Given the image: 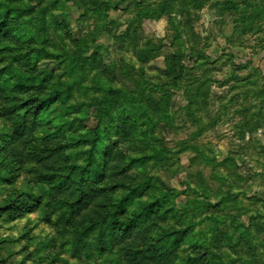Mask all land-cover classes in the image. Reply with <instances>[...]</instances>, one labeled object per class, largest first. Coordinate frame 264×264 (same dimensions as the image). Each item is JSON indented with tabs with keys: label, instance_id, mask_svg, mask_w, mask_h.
<instances>
[{
	"label": "rangeland",
	"instance_id": "obj_1",
	"mask_svg": "<svg viewBox=\"0 0 264 264\" xmlns=\"http://www.w3.org/2000/svg\"><path fill=\"white\" fill-rule=\"evenodd\" d=\"M0 1L44 9L45 25L40 33L28 23L32 42L0 44L60 53L35 71L61 84L83 80L70 102L110 95L134 132L126 136L121 114L100 124L95 108L81 124L69 121L80 115H64L60 102L43 115L38 103L21 115L0 113V264H264V18L235 21L264 0L242 1L236 11L226 0H167L161 16L139 18L135 0ZM5 87L0 109L13 103ZM98 129L95 156H106L100 182L89 187L76 165L90 145L76 138ZM144 154L154 157L124 168L126 156ZM49 174L55 178L41 176ZM142 181L146 189L121 211L115 203ZM80 187L88 191L83 203ZM228 195L244 208L202 205ZM143 203L150 214L122 232L116 222Z\"/></svg>",
	"mask_w": 264,
	"mask_h": 264
},
{
	"label": "trees",
	"instance_id": "obj_2",
	"mask_svg": "<svg viewBox=\"0 0 264 264\" xmlns=\"http://www.w3.org/2000/svg\"><path fill=\"white\" fill-rule=\"evenodd\" d=\"M94 3H97L96 0H92ZM242 1L243 4L251 5L248 0H241L238 2L237 0H226V4H228L231 10L236 11L239 10V6L241 5ZM166 3L167 0H158L154 6L151 5L149 0H135L133 11L134 16L137 18L146 16V17H154V16H161L166 12ZM251 11L247 16L237 17L235 21L244 22V19L249 18L254 20L255 18L262 17L264 18V5L252 3L250 7ZM43 10L40 9L37 12L35 11V7L32 5H12L8 4L5 1H0V39L1 38H8L12 39L15 42H21V44H25L28 42H32L35 39V36L29 32L28 23L33 28L34 32L43 33L45 29L44 25V15ZM244 11H247L244 9ZM33 13V14H32ZM35 13V14H34ZM136 17L131 19V23L136 21ZM248 26V25H247ZM176 28V27H175ZM29 34V35H28ZM10 37V38H9ZM14 44L2 43L0 44V62H3L8 59L3 65L0 66V77L2 76L4 79V83L0 85V88H4L6 86V82L9 83V93L10 101L13 102L12 105L2 106L0 109L1 114H14L15 116L21 115L19 112L20 108L23 106L26 107L28 105H33L38 103V107L36 109V114L43 115L45 110L48 109L47 107L56 106L58 102L64 105V111L66 112L64 115L68 113H76L80 115V117H73L71 120H78L79 124L85 120V118L91 113H89L90 109L95 108L97 113H95L96 117L99 120V123L102 124L104 121V117L109 115L110 117L116 119V116H120V124L124 127L126 136L128 134H134L133 131H130V127L132 126L130 122L129 114L121 113V110L115 115L113 112L114 110V103L112 107V103L110 101V105L108 100L110 99V95L103 94L100 97L93 99L92 102H70V97L74 93V90H79L83 84V80L80 81H73L69 84H61L60 82L55 80L53 73L47 71L46 69H42L40 71H35L36 62L42 58H58L61 54L49 51L46 46H26L24 47L23 52H14L15 49ZM149 50H155L154 48L149 47ZM143 56H146L143 54ZM147 57L141 58L142 61H146ZM179 76H181L178 73ZM14 79V81H12ZM150 84H152L149 81ZM147 82V85L149 84ZM156 86L154 85L149 87V91L157 92ZM6 88V87H5ZM17 94H23L29 96L33 94V97L29 98L28 100L23 101L24 99H17ZM17 95V96H16ZM132 98V97H130ZM18 100V101H17ZM139 99H134L131 103H136ZM63 111V112H64ZM48 115V110L46 112ZM150 118V116H149ZM119 120V119H118ZM134 125V124H133ZM83 127V125H80ZM127 127V129H126ZM102 134V130L98 129L94 135L90 134V131L86 130L80 133V136L76 138V142L79 145H90L88 148L84 149L81 155L85 158L84 163L80 165L78 168L82 170L79 172L78 175H83L80 179L84 182V185L91 187L92 184L95 183L96 180H100L103 174V160L106 156L102 155L100 159L95 156L97 154V141L99 136ZM144 136V134H143ZM143 144H149L150 140L146 137L145 139H140ZM139 140V141H140ZM83 148V147H82ZM154 155L144 154L142 156L131 157L126 156L128 162L126 163L125 167L131 168L134 164L142 165L153 158ZM87 160V161H86ZM87 164L89 165L90 169V176L86 177L87 173ZM43 178L52 180L54 179V174L49 175H41ZM100 182V181H99ZM103 183V179L101 181ZM148 184L144 181L131 186L128 190L126 195L120 197V200L116 202V206L120 207L121 211H124V203L127 204L133 201V196L135 193L140 195L142 193L143 188L146 189ZM100 189H105L103 185H100ZM88 196V191L83 187L77 189V201L84 202L85 198ZM85 204V203H84ZM205 207H213L218 209L217 211L221 210H228V211H239L244 208L236 199L235 196L228 195L219 199L216 203H203ZM152 207L148 203L140 204L137 209H135L131 213V217L127 222H119L116 223L120 227L122 232H125L127 229L128 224L134 225L135 222L138 221L143 214H150ZM136 213L135 215H132ZM130 216V215H129ZM60 218V216H59ZM92 223L91 225H94ZM90 228V227H89ZM112 228V227H111ZM178 231L174 232H166L165 236L160 235V240L170 237V235H175ZM155 235L154 237H156ZM154 240V239H153ZM85 244H83L84 246Z\"/></svg>",
	"mask_w": 264,
	"mask_h": 264
}]
</instances>
